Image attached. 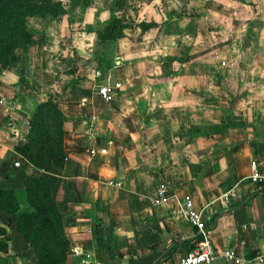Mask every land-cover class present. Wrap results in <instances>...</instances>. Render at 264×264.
Returning a JSON list of instances; mask_svg holds the SVG:
<instances>
[{
	"label": "crops",
	"instance_id": "1",
	"mask_svg": "<svg viewBox=\"0 0 264 264\" xmlns=\"http://www.w3.org/2000/svg\"><path fill=\"white\" fill-rule=\"evenodd\" d=\"M59 1L56 17H26L32 43L0 69V189L25 206L23 179L49 177L68 239L62 264H177L195 240L185 196L204 208L212 264H225L224 250L264 264V182L249 180L251 160L264 167V0ZM122 12L132 22L111 41L109 69H93L98 30ZM215 20L224 66L211 55ZM100 73L122 81L110 99L96 92ZM49 91L65 158L45 172L13 148ZM160 183L165 200L154 204ZM229 188L235 197L223 200ZM0 264H36L1 209Z\"/></svg>",
	"mask_w": 264,
	"mask_h": 264
},
{
	"label": "trees",
	"instance_id": "2",
	"mask_svg": "<svg viewBox=\"0 0 264 264\" xmlns=\"http://www.w3.org/2000/svg\"><path fill=\"white\" fill-rule=\"evenodd\" d=\"M63 12L59 0H0V69L13 62L16 48L31 45L26 17L45 14L56 17ZM122 23V19L112 16L98 30L99 39L118 37L125 25ZM146 26L142 24L141 28ZM27 127L25 141L15 145L13 150L32 168L46 172L51 169L52 162L60 167L65 158L62 113L50 97L34 106ZM22 188L25 206L18 203L12 189H0V209L9 216L16 231L32 249L36 264H62L68 239L52 196L49 177L26 176Z\"/></svg>",
	"mask_w": 264,
	"mask_h": 264
},
{
	"label": "built area",
	"instance_id": "3",
	"mask_svg": "<svg viewBox=\"0 0 264 264\" xmlns=\"http://www.w3.org/2000/svg\"><path fill=\"white\" fill-rule=\"evenodd\" d=\"M221 65L224 64L223 61L220 62ZM106 83L97 86L96 92L104 100L110 99L114 90L118 89L120 82L118 80H112L109 82V76L106 75ZM89 154L95 152L103 153L104 149L92 146L88 149ZM15 166L18 163H14ZM251 174L249 175V180L262 183L264 182V167L259 168L254 160L250 161ZM165 184H158L151 201L154 204H159L165 200ZM235 197L234 188H229L221 194L223 200ZM183 212L187 218L189 227L193 231L194 242L192 247L186 251L178 260L177 264H212L214 256V250L211 242L209 241L205 227H206V216L204 213V208H196L193 206L191 199L187 196L182 199ZM222 256L226 258L225 264H239L237 260H232V253L229 250H224Z\"/></svg>",
	"mask_w": 264,
	"mask_h": 264
},
{
	"label": "rangeland",
	"instance_id": "4",
	"mask_svg": "<svg viewBox=\"0 0 264 264\" xmlns=\"http://www.w3.org/2000/svg\"><path fill=\"white\" fill-rule=\"evenodd\" d=\"M119 1H121L120 2V4L119 5H122V0H119ZM217 2H219V0H216ZM217 10H218V8H217ZM118 17L119 18H122V20H123V23L126 25V24H128V23H130V22H132V20L130 19V18H125L124 17V13L122 12V13H119L118 14ZM111 18V17H110ZM138 20H136L135 22H137ZM218 21L217 20H215V21H213L212 23H210L211 25L209 26V28H210V30H209V33L208 34H210V37H211V40H212V50H211V55H212V58H213V60L216 62V63H218L219 65H221L220 64V62L223 60V59H225V56L221 53V47H222V45L223 44H225L228 40L227 39H225V38H222V36H221V33H223V34H225V32H221L220 30H216L215 29V27H217V26H219V25H214V24H216ZM122 23V24H123ZM257 25V23L255 22V21H251V26H253V25ZM86 34L88 33V32H85ZM179 33H187V32H185L184 30H181V31H179ZM180 34V35H181ZM232 34H235V32H232ZM252 34V32H247V34H246V36H245V42H247L249 39H250V35ZM106 41H108V40H104V41H102L103 42V47L101 46V47H97V49H98V52L96 53V57H98V59H96L95 60V63L91 66L93 69L94 68H97V69H99L101 66H105L106 65V68L107 69H109V66H107V61L108 60H111V59H109L108 58V56H110V58H111V56H112V52H111V46H110V44H111V41H113V40H109L110 41V43H108V42H106ZM185 41H186V39H185ZM230 41V40H229ZM107 44H109V45H107ZM186 45L184 44V47H185ZM17 49V48H16ZM113 49V48H112ZM101 50V51H100ZM15 51V50H14ZM13 51V55H14V52ZM68 51H72V53L70 52V55H69V53L67 54V55H64V56H62V58L64 59V61H65V63H66V66L68 65V60H70V61H72V59L71 58H73V55H75L74 54V51L73 50H71V48H68ZM65 57V58H64ZM224 61V60H223ZM221 66H224V64L223 65H221ZM70 68H72L73 69V66L72 67H70ZM69 68V69H70ZM102 70L104 69L103 67L101 68ZM108 73H102V75H101V73H100V75H101V77H103V79H104V81H105V83H106V75H107ZM111 74V70H110V73H109V75ZM108 75V76H109ZM111 77H112V74H111ZM109 81V80H108ZM111 81V80H110ZM119 82H120V86L118 87V89H120V88H122V81L121 80H119ZM101 85V84H100ZM97 89V88H96ZM63 91V90H62ZM48 94H49V97L51 98V94H50V91L48 92ZM44 101V100H43ZM37 104V103H36ZM36 104H35V106H36ZM32 112H33V110H32ZM31 115V114H30ZM29 118H30V116H29ZM28 118V119H29ZM27 119V120H28ZM28 129V128H27ZM19 167V166H18ZM20 194H23L22 195V200L24 199V193H20Z\"/></svg>",
	"mask_w": 264,
	"mask_h": 264
}]
</instances>
